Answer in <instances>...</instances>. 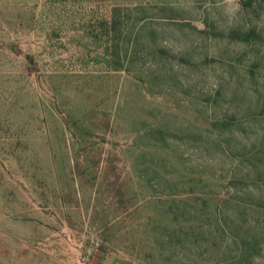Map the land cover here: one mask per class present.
I'll return each mask as SVG.
<instances>
[{"label":"rangeland","instance_id":"1","mask_svg":"<svg viewBox=\"0 0 264 264\" xmlns=\"http://www.w3.org/2000/svg\"><path fill=\"white\" fill-rule=\"evenodd\" d=\"M0 264H264V0H0Z\"/></svg>","mask_w":264,"mask_h":264}]
</instances>
